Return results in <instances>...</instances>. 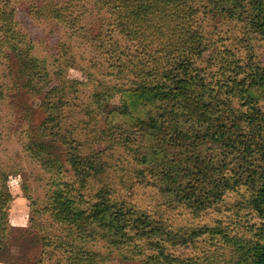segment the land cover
I'll return each mask as SVG.
<instances>
[{
    "label": "rangeland",
    "instance_id": "obj_1",
    "mask_svg": "<svg viewBox=\"0 0 264 264\" xmlns=\"http://www.w3.org/2000/svg\"><path fill=\"white\" fill-rule=\"evenodd\" d=\"M40 1L50 7L0 0V11L13 19L8 26L0 20V190L9 195L0 264H67L60 248L43 252L37 224L47 226L55 243L97 254L99 264L254 262L264 248L258 179L240 181L201 212L168 202L138 162L137 125L127 119L125 91L139 78L131 72L135 63H118L107 51L106 9L94 0ZM241 7L212 9L203 20L209 50L197 62L202 75L213 69L221 48L264 80V33L253 31L245 1ZM131 54L125 52L126 58ZM255 108L264 117V98ZM250 159L263 169L264 145ZM99 199L120 203L127 217L146 216L159 235L132 230L122 242L81 237L65 217Z\"/></svg>",
    "mask_w": 264,
    "mask_h": 264
},
{
    "label": "trees",
    "instance_id": "obj_2",
    "mask_svg": "<svg viewBox=\"0 0 264 264\" xmlns=\"http://www.w3.org/2000/svg\"><path fill=\"white\" fill-rule=\"evenodd\" d=\"M244 1L255 19L251 23L256 22L253 31L264 33V0H94L109 15L107 51L118 63H135L131 72L139 78L138 86L125 91V103L127 119L137 125L138 162L149 170L152 184L168 202L195 212L213 206L242 180L258 179L255 200L264 204V168L250 159L264 145H257L258 139L264 141V117L255 108L264 98V80L252 71L246 73V67L221 48L213 55L209 73L202 75L197 63L209 50L203 20L210 10L229 4L242 8ZM36 2L43 11L50 7L48 2ZM54 12L62 17L58 9ZM0 20L8 26L13 19L0 11ZM125 52L131 55L126 58ZM75 161L79 159L72 161L73 166ZM8 196L0 190V240L8 230ZM110 202L99 199L89 207L86 202L84 210L69 213L65 220L87 238L122 242L132 230L148 238L159 235L146 216L127 217L120 203ZM35 229L43 235V252L60 248L67 264H99L97 254L71 243H55L47 226L37 224ZM248 264H264V248Z\"/></svg>",
    "mask_w": 264,
    "mask_h": 264
}]
</instances>
